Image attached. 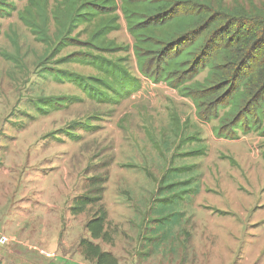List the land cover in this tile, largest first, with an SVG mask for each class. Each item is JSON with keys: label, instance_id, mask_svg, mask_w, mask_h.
Listing matches in <instances>:
<instances>
[{"label": "rangeland", "instance_id": "374dc122", "mask_svg": "<svg viewBox=\"0 0 264 264\" xmlns=\"http://www.w3.org/2000/svg\"><path fill=\"white\" fill-rule=\"evenodd\" d=\"M43 1L48 45L20 18L28 0H0V264H95L79 244L101 207L111 243L92 242L118 264H264V137H218L190 98L145 78L124 0L101 48L80 45L99 17L58 41L65 0ZM66 75L138 88L110 102ZM86 194L101 202L74 213Z\"/></svg>", "mask_w": 264, "mask_h": 264}, {"label": "trees", "instance_id": "16d2710c", "mask_svg": "<svg viewBox=\"0 0 264 264\" xmlns=\"http://www.w3.org/2000/svg\"><path fill=\"white\" fill-rule=\"evenodd\" d=\"M28 2L20 18L36 41L48 45L52 38L49 37L46 2ZM123 2L122 12L135 38L138 69L145 78L165 83L181 96L190 98L201 121L217 122L214 132L218 137L234 140L250 133L264 137V0L259 4L234 0L231 5L223 0ZM114 3L115 0H65L64 8L57 7L53 13L59 29L57 40H65V35L71 34L77 22H91L99 17L91 37L80 45L98 44L94 47L101 48L106 35L118 28L116 17L107 16L113 12ZM81 57L74 58L73 62L88 61ZM111 68L108 64V69ZM109 72L112 71L106 73ZM66 77L78 80L88 95H98L110 102L118 96L126 98L138 88L134 78L128 83L134 82L133 90L121 93L115 90L116 86L104 82L108 90H101L86 78ZM126 77L121 73L115 80L122 83ZM49 100L47 106H61L56 100ZM36 107L43 110L40 103ZM100 202L101 196L86 194L76 200L72 210L81 213L87 206ZM106 220L107 213L101 207L86 223L91 240L83 239L79 246L85 260L118 264L115 257L102 252L92 242L111 243Z\"/></svg>", "mask_w": 264, "mask_h": 264}, {"label": "built area", "instance_id": "2783aa9c", "mask_svg": "<svg viewBox=\"0 0 264 264\" xmlns=\"http://www.w3.org/2000/svg\"><path fill=\"white\" fill-rule=\"evenodd\" d=\"M5 242H7L6 238H2L1 243H5Z\"/></svg>", "mask_w": 264, "mask_h": 264}]
</instances>
